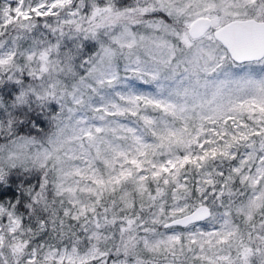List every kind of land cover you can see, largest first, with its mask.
Here are the masks:
<instances>
[{
    "label": "snow or ice",
    "instance_id": "snow-or-ice-1",
    "mask_svg": "<svg viewBox=\"0 0 264 264\" xmlns=\"http://www.w3.org/2000/svg\"><path fill=\"white\" fill-rule=\"evenodd\" d=\"M0 264H264V0H0Z\"/></svg>",
    "mask_w": 264,
    "mask_h": 264
}]
</instances>
